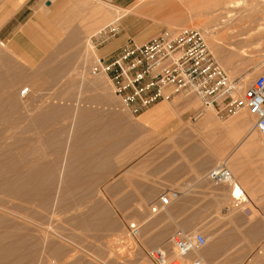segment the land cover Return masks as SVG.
I'll use <instances>...</instances> for the list:
<instances>
[{
	"label": "rangeland",
	"instance_id": "obj_1",
	"mask_svg": "<svg viewBox=\"0 0 264 264\" xmlns=\"http://www.w3.org/2000/svg\"><path fill=\"white\" fill-rule=\"evenodd\" d=\"M85 1L66 6L59 25L62 31L56 29L66 36L50 38L45 50L55 52V61L48 62L46 54L41 68L32 67L29 59L0 40V264H154L146 250L155 246H164L170 256L188 262L200 258L202 264H264V137L252 131L255 117L246 108L226 120L246 114L248 126L238 138L232 134L231 157L220 156L217 163L226 161L233 181L238 179L252 203L233 208L232 200H223L230 188L205 178L209 194L200 190L198 226L182 229L202 233L206 245L185 256L168 241L179 228H170L168 211L159 213L164 207L160 205L159 212L149 208L119 213L89 186L93 175L85 171L86 153L77 141L79 111L98 108L86 88L100 82L114 95L107 76L90 73L93 63L112 58L130 40L143 43L163 30L199 28L207 33L219 63L224 67L222 61H228L231 69L224 68L231 78L247 88L264 69V1L136 0L130 5ZM221 1L238 4L228 7ZM59 4L57 0L50 9V18L62 7ZM4 7L0 5V12ZM119 7L133 9L103 27L109 34V26H118L119 34L100 42L98 14L107 10L115 19ZM228 10L232 11L228 14ZM228 18L232 20L225 23ZM112 44H119L113 55ZM24 88H29L26 95L21 94ZM245 134L248 143H255L244 149L239 173L231 164L235 146ZM229 208L232 213L227 214ZM131 222L141 226L137 238L129 235ZM257 222L261 227L255 226Z\"/></svg>",
	"mask_w": 264,
	"mask_h": 264
},
{
	"label": "crops",
	"instance_id": "obj_2",
	"mask_svg": "<svg viewBox=\"0 0 264 264\" xmlns=\"http://www.w3.org/2000/svg\"><path fill=\"white\" fill-rule=\"evenodd\" d=\"M111 1L117 5L136 4V0ZM85 2L60 0L62 7H57L50 18L54 4L47 5L44 0H1L0 5L5 7L0 12L3 20L0 40L16 55L29 59L32 67L41 68L46 54L48 62L55 61V52L45 50L50 38L66 36L56 33V29L62 31L59 25L66 17V6ZM118 45L109 47L112 55ZM92 85L86 92L94 94L98 108L79 111L77 137L78 147L84 149L87 157L85 171L93 175L87 181L89 186L108 198L116 212L128 214L147 212L151 206L160 208L161 194L167 189L176 190L177 199L159 213H170V228L197 227L200 190L209 194L205 178L209 180L208 173L220 163H217L220 156L230 154L232 134L238 138V133L247 130L240 119L243 114L226 122L231 116L221 110L223 104L201 108L198 97L181 93L133 115L121 107L117 96L106 90L104 83ZM246 138L247 134L239 139L233 151L236 152L231 166L239 173L243 170L241 155L254 142L248 143ZM232 184V188L222 184L230 188L224 192V201L234 200L235 209L252 203L245 188V197L233 198ZM246 209L250 211L249 207ZM255 226L261 224L257 222Z\"/></svg>",
	"mask_w": 264,
	"mask_h": 264
},
{
	"label": "built area",
	"instance_id": "obj_3",
	"mask_svg": "<svg viewBox=\"0 0 264 264\" xmlns=\"http://www.w3.org/2000/svg\"><path fill=\"white\" fill-rule=\"evenodd\" d=\"M56 1L44 0L50 4ZM109 28V34L104 29L99 32L100 42L119 33L118 26ZM90 73L93 76L106 75L121 107L133 115L141 114L158 102L170 101L177 94L190 93L198 96L205 107L223 104L221 110L228 117L246 108L256 118L257 132L264 137V71L243 91L242 97H233L237 82L219 63L199 28L163 30L143 43L130 40L112 58L96 60ZM27 93L28 89L22 91V95ZM208 178L215 185H230L234 180L225 161L213 168ZM177 197L176 190L167 189L159 201L166 208ZM157 208L151 206L153 212H159ZM128 232L137 238L141 226L131 222ZM168 241L186 255L204 247L207 240L200 232L191 234L177 229ZM146 255L154 264H202L200 258L188 259V262L172 257L164 246L150 247Z\"/></svg>",
	"mask_w": 264,
	"mask_h": 264
},
{
	"label": "bare ground",
	"instance_id": "obj_4",
	"mask_svg": "<svg viewBox=\"0 0 264 264\" xmlns=\"http://www.w3.org/2000/svg\"><path fill=\"white\" fill-rule=\"evenodd\" d=\"M67 1V0H66ZM264 1V0H263ZM222 3H224L225 1H221ZM55 3V2H54ZM54 3H52V4H54ZM220 3V2H219ZM47 5H51L50 3L48 4V3H46ZM105 4H106V2H105ZM228 4V7H235L238 3H236V2H232V1H228V3H224V5H227ZM224 8H227V6H223ZM96 8H98V7H96ZM117 8V7H116ZM120 8V9H119ZM118 9H116V11H117V14H116V17H115V19H112V15L111 16H109L110 14L108 13V11L107 10H105V11H100V12H102L101 14H98V15H101V19H100V23H101V28L100 29H103V27H105V26H107V25H110V24H113L116 20H118L120 17H122L123 15H125V14H127V13H129V12H132L131 10L133 9H130V8H125V9H121L122 7H119ZM93 9V8H92ZM97 10H100V9H97ZM96 10V11H97ZM101 10H103V9H101ZM92 11V10H91ZM134 11V10H133ZM232 10H228L227 12H228V14L231 12ZM138 12V11H137ZM226 12V13H227ZM91 13H93V12H91ZM99 13V12H98ZM97 15V14H96ZM232 15V14H231ZM229 17H231L230 15H229ZM233 18V17H232ZM96 19V18H95ZM232 20V19H231ZM230 20V18H228L226 21H225V23H227V22H229V21H231ZM200 23V22H199ZM99 27H100V25H99ZM100 29L98 30L99 32H100ZM96 30V31H97ZM203 31V30H202ZM204 32V31H203ZM96 33V32H95ZM95 33H93V34H95ZM204 35H205V38H206V40H207V37H206V35H207V33L206 32H204ZM254 35V34H253ZM250 40V39H249ZM214 41V40H213ZM220 41V40H219ZM218 40L217 41H215L216 42V44L218 45V44H220V42H219ZM208 42V41H207ZM214 43V42H213ZM257 43V42H256ZM258 44V43H257ZM90 45V44H89ZM92 46V45H91ZM219 46V45H218ZM221 47V46H220ZM253 48V47H252ZM93 49H94V47H93ZM219 50V48H216V50H215V52H216V54L218 55V57H220V58H222L221 56H220V54L222 53V51H221V53H220V51H218ZM241 55V54H240ZM222 59H224V58H222ZM223 63H224V67L226 68V69H231V66H230V63L228 62V61H222ZM232 64V63H231ZM222 65V64H221ZM263 71H264V69H263ZM246 74V73H245ZM249 74V73H248ZM247 74V76H246V78H245V81L247 82V83H249L251 80H252V75H248ZM106 76V75H105ZM231 77V76H230ZM108 78V77H107ZM108 81H109V79H108ZM244 82V81H243ZM252 83V82H251ZM109 84H110V82H109ZM111 87V86H110ZM24 89H28V91H29V88H24ZM23 89V90H24ZM246 89V88H245ZM245 89H243L241 86H238V84H236V87H235V90H234V92H233V97H235V98H240V97H242V93H243V91L245 90ZM22 90V91H23ZM111 90H112V88H111ZM112 92H113V90H112ZM114 93V92H113ZM21 94H22V92H21ZM116 96V95H115ZM205 107V106H204ZM206 108H209V107H206ZM239 113V112H238ZM237 113V114H238ZM242 115V114H241ZM240 119H241V122H243L245 125H246V127L248 126V119H247V115L246 114H243L241 117H240ZM255 123H256V118H255V122H254V124H253V126H252V131L253 132H257V130H256V128H255ZM228 129V128H227ZM258 133V132H257ZM251 136V135H250ZM259 136V135H258ZM253 141V140H252ZM251 142V141H250ZM74 154V153H73ZM223 162V161H222ZM226 162V161H225ZM230 170V169H229ZM231 172V171H230ZM234 177H236V176H234ZM238 180V179H237ZM237 180L236 181H233L232 183V185H233V193L234 194H232L231 193V195L233 196V198H240L241 197V195L242 196H244V194L246 195V193L244 192V187H241V185L239 184V182H237ZM231 188H232V186H231ZM234 189H235V191H234ZM170 190H172V189H170ZM165 192V191H164ZM163 192V193H164ZM162 193V194H163ZM245 197V196H244ZM232 199V198H231ZM241 200V199H240ZM234 201V200H233ZM160 205H161V203H160ZM162 206V205H161ZM163 207V206H162ZM165 208V207H164ZM181 230H183V229H181ZM175 250H177L176 248H175ZM177 252L180 254V255H182L181 253H180V251L179 250H177ZM191 252V251H190ZM182 256H185V255H182Z\"/></svg>",
	"mask_w": 264,
	"mask_h": 264
},
{
	"label": "water",
	"instance_id": "obj_5",
	"mask_svg": "<svg viewBox=\"0 0 264 264\" xmlns=\"http://www.w3.org/2000/svg\"><path fill=\"white\" fill-rule=\"evenodd\" d=\"M49 4V3H48Z\"/></svg>",
	"mask_w": 264,
	"mask_h": 264
}]
</instances>
